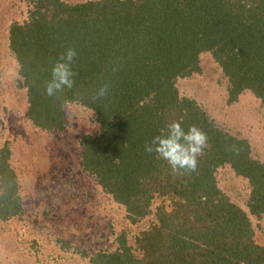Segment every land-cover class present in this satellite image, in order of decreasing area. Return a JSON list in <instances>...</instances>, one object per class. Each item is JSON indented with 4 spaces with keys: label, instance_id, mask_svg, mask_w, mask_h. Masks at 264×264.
<instances>
[{
    "label": "trees",
    "instance_id": "obj_1",
    "mask_svg": "<svg viewBox=\"0 0 264 264\" xmlns=\"http://www.w3.org/2000/svg\"><path fill=\"white\" fill-rule=\"evenodd\" d=\"M31 1V0H30ZM23 24L13 23L9 47L27 89L26 116L41 129L64 126L62 106L89 108L98 134L81 143L82 168L95 176L132 222L148 212L153 194L174 200L158 211L159 225L138 239L135 259L121 238L94 264H264L248 214L216 184L228 164L250 184V215L264 213V163L248 142L219 127L195 102L178 95L175 81L199 70L209 53L227 79L228 100L244 90L264 101V0H98L68 5L33 0ZM75 52L71 88L44 95L50 69L66 49ZM103 90V95L100 91ZM195 125L207 137L194 172L177 170L144 151L167 122ZM0 150V217L17 214L15 178ZM16 205H15V204Z\"/></svg>",
    "mask_w": 264,
    "mask_h": 264
},
{
    "label": "rangeland",
    "instance_id": "obj_2",
    "mask_svg": "<svg viewBox=\"0 0 264 264\" xmlns=\"http://www.w3.org/2000/svg\"><path fill=\"white\" fill-rule=\"evenodd\" d=\"M34 9L33 0H0V150L7 149L16 185L13 202L18 204L17 214L0 217V264H94V254L117 250L121 238L140 259L138 239L159 225V209L170 212L174 200L153 194L146 215L132 222L124 205L82 168L81 140L99 131L94 112L64 103L61 129H41L26 116L27 89L9 47V31L13 23L26 22ZM175 86L217 127L245 139L252 158L264 163V101L250 90L229 101L227 79L209 53H201L199 70L177 78ZM214 177L229 201L248 214L252 241L264 248V213L248 212V180L228 164L216 167Z\"/></svg>",
    "mask_w": 264,
    "mask_h": 264
},
{
    "label": "clouds",
    "instance_id": "obj_3",
    "mask_svg": "<svg viewBox=\"0 0 264 264\" xmlns=\"http://www.w3.org/2000/svg\"><path fill=\"white\" fill-rule=\"evenodd\" d=\"M74 55L72 49H66L61 58L52 64L50 79L44 85V95L55 98L65 88L72 87L73 73L70 64ZM100 95H103V90L100 91ZM181 123V120L167 122L164 128L159 130V135L145 144L144 151L149 154L154 153L170 167L173 173L177 170L194 172L198 157L207 146V137L195 125H190L185 131Z\"/></svg>",
    "mask_w": 264,
    "mask_h": 264
}]
</instances>
